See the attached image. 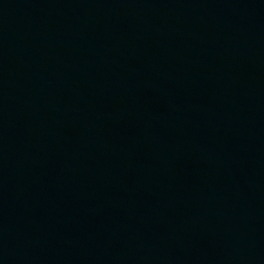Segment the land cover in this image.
<instances>
[{
	"label": "water",
	"instance_id": "water-1",
	"mask_svg": "<svg viewBox=\"0 0 264 264\" xmlns=\"http://www.w3.org/2000/svg\"><path fill=\"white\" fill-rule=\"evenodd\" d=\"M0 264H264V0H0Z\"/></svg>",
	"mask_w": 264,
	"mask_h": 264
}]
</instances>
